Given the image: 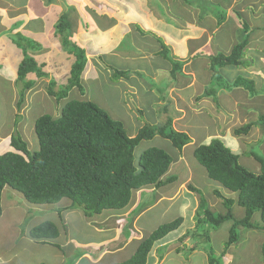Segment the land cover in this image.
Segmentation results:
<instances>
[{"label":"crops","instance_id":"crops-1","mask_svg":"<svg viewBox=\"0 0 264 264\" xmlns=\"http://www.w3.org/2000/svg\"><path fill=\"white\" fill-rule=\"evenodd\" d=\"M61 1H64L63 7ZM72 1L74 0H0V66H3L0 71L5 70L3 77L6 80L16 82L18 67L24 56L21 52L22 58L19 59L17 69L12 74L8 70L12 61L9 58L5 59L9 53L18 54L19 49L17 43L10 38L12 34H6L8 32L14 35L23 34L37 42L39 40L43 44L42 48L45 49V45L47 48L52 46L49 37L52 35L60 46L58 56L63 53L69 54L64 49L62 38L61 41L58 38L56 21L62 14L67 13L74 29H77L79 22L77 23L76 19H80V14H75L73 5L70 4ZM82 2L87 4L85 0ZM130 2L133 3L130 6L134 11L131 16L133 18L128 19L130 23L125 22L124 19L120 20L115 14L112 18L104 14L106 21L103 22L104 25L99 24L97 30L88 32L85 26L83 27L86 34H91L90 37L78 29L74 31L76 35L72 36L71 40L85 47L90 41L93 44L90 50L96 51L95 53H99L101 47H104L106 52H114L113 50L120 46L125 34L137 29L132 27L131 23L140 24L148 30L150 33L148 35L151 36L152 32V36L164 38L171 56L183 62L181 70L175 73H172V63V65H158L155 68L158 78L168 75V72H171L173 78L168 87L170 102H161L157 99L159 103L165 104L164 107L174 109L166 120L171 119L173 127L178 131L186 132L190 138L181 150L173 146L177 156L176 158L172 156L173 162L165 177L174 176L176 180L161 189L147 187L144 190H134L128 206L120 210H105L94 217H87L81 209L73 208L72 200L69 198L42 205H33L24 200L27 204L23 211H19L18 214L12 211L8 215H3L2 212L0 217V264H113L131 257L136 249L135 247L129 250L132 244L137 246L144 235L177 215L184 218L183 223L178 229L155 242L147 264H212L206 256L205 249L203 252L198 251L204 248V242L199 235L183 237L188 230L195 227L194 216L199 206V195L189 190V185L204 193L212 210L222 213L226 212V207L214 190L218 189L226 198L236 199L237 193L211 179L206 168L195 158L193 150L196 146L208 144L212 138L219 137L234 153L240 154L241 145H245L251 135L257 134L256 131L262 133V137L264 134L262 124L255 123L246 134H236L235 130L246 123L257 122V116L264 114V93L252 96L247 89L234 87L224 90L218 88L215 95H207L206 90L212 85L215 72L211 67V56L218 53L230 54L239 42L240 32L246 24L249 28V43L245 58L251 63L241 66L242 72L245 77L254 79L256 85L259 81H264V3L261 5V0H130ZM35 3H38L39 7L41 4L43 6L44 9L40 13L33 8ZM86 4L84 7L90 9V12L83 11L84 16L89 14L88 19L96 18L98 9L88 8ZM223 11L225 19L219 23L218 17ZM47 12L53 14V21H49L50 24L43 25V29L39 30L34 25V21L37 17H44V21L48 20ZM81 24L83 26L84 22ZM114 26H116L115 31ZM84 36L88 39L86 40ZM50 47L46 50L51 51ZM160 51L161 44L160 48L155 50V55H159ZM34 52L30 51L32 54ZM46 57L47 55L44 59ZM52 59L57 65H62L59 58L52 57ZM47 65L48 60L45 67ZM105 66L106 63L96 65L98 68ZM229 66L232 65L219 66L220 73L222 68ZM106 69L109 75H113L109 68ZM141 72L138 71L139 74H142ZM31 75L32 73L28 77L33 78ZM128 75L123 77L124 82L121 80L123 85L120 97L128 101L130 99L128 92L132 91V100L127 103L134 102L136 108H141L138 110L141 112L146 95L153 93L154 88L145 86L141 82L143 80H138L142 78H138L133 72L128 71ZM235 78L234 76L229 81ZM181 110L187 111L184 116H181L183 114ZM163 114H167V111ZM200 115L204 117V125H201V131H198L196 126L192 127L190 124L193 119L196 124ZM174 118L181 124L185 122L182 129L175 126ZM164 123L160 118L150 120V124L157 126ZM197 126L200 128L199 125ZM204 129L207 130L203 131ZM137 133L138 131L130 135L135 136ZM1 137L3 136H0V139ZM188 148L191 150L190 153L185 151ZM256 161L260 166L253 168V172L258 173L261 170V163L257 159ZM13 191L5 190L2 194V205L4 201L10 209L16 204L13 202L15 198ZM144 191L153 198L151 201H145L144 206L137 212L138 206L143 203ZM153 212L156 213L155 217L152 215ZM232 212L236 220L243 218L246 213L245 208L239 206L236 201L232 205ZM73 214L76 216L70 217ZM119 216L118 221L123 222L122 226L114 222L117 220L114 218ZM131 216L132 220L128 222ZM257 217L260 218L258 212L253 215L252 222L259 228L238 226V240L230 244L227 249L218 247L216 251L219 256L216 257L215 262L264 264V223L261 218L256 220ZM152 219L156 222L152 223ZM45 220L57 225L59 235L54 238L31 236V228ZM80 220L86 224L85 228L82 227L83 230L74 225ZM232 225L233 221H231ZM213 230L209 234L210 240ZM89 232L92 234L89 235ZM128 232L131 235L127 237ZM229 236L230 229L226 242ZM160 247L166 249L160 252Z\"/></svg>","mask_w":264,"mask_h":264},{"label":"trees","instance_id":"trees-1","mask_svg":"<svg viewBox=\"0 0 264 264\" xmlns=\"http://www.w3.org/2000/svg\"><path fill=\"white\" fill-rule=\"evenodd\" d=\"M67 18V13L60 16L56 31L62 35L64 48L74 45L76 59L63 87L57 89L53 84L54 80H50L47 85L49 95L61 105L59 115L43 113L35 119L34 130L38 142L36 148L31 149L16 127L22 117L20 113L16 114L14 131L11 133V145L14 149L0 154V217L5 189L18 192L26 202L33 205L53 204L69 198L72 200V207L81 209L87 217H94L105 210L123 209L131 202L134 190H144L147 187L161 189L176 180L174 176L165 177L173 162L172 155L164 148L152 146L144 149L138 157L136 148L140 142L159 134L171 140L181 150L190 141L186 132L172 127L171 119L162 126L145 125L135 136H131L124 121L112 117L107 110L88 97L75 95L74 87L80 94H85L82 74L88 60L85 49L72 42ZM224 19L223 11L218 22L221 23ZM136 28L143 32L140 26ZM248 33L249 28L245 24L240 32L239 42L230 54L218 53L211 56V67L215 72L213 83L206 90L207 95H215L218 88L222 87H243L252 96L264 93L262 80L256 85L254 79L240 74L233 81H227L220 73L221 65L238 67L249 64L250 60L245 58L249 43ZM22 37L27 45L17 42L23 48L24 55L16 79L20 86L16 104L18 111L25 101L26 91L36 83V79L28 77L29 74L35 73L37 78L50 77L43 69V64L30 53L41 49L40 44L29 37ZM159 41L160 54L173 64L172 73L180 71L183 62L171 56L162 38ZM127 74L128 71L116 69L112 77L120 78ZM255 123L264 126V114L260 115L258 122H249L236 129V134L248 133ZM193 154L206 168L211 179L237 193L236 199L226 198L218 189L214 190L226 207V212L222 213L212 210L204 193L189 185V190L199 195V206L194 216L195 227L188 230L183 237L199 235L206 242L204 249L210 263L219 264L218 261L215 262L217 256L210 244L211 230L229 220L233 221L229 240L226 242L227 249L238 240V226L259 228L252 222L255 213H260L264 223V156L252 152L261 163L260 172L255 173L241 164L239 154L234 153L219 137L212 138L208 144L196 146ZM235 201L246 211L245 216L239 220L233 217L232 205ZM143 206L141 203L136 211L139 212ZM183 220L182 216L177 215L174 219L159 224L138 242L131 257L113 264H147L155 242L178 229ZM58 235L57 225L49 220L31 228V236L35 238H54ZM165 249L166 247H160V252Z\"/></svg>","mask_w":264,"mask_h":264},{"label":"rangeland","instance_id":"rangeland-1","mask_svg":"<svg viewBox=\"0 0 264 264\" xmlns=\"http://www.w3.org/2000/svg\"><path fill=\"white\" fill-rule=\"evenodd\" d=\"M85 2H82V0H74L70 2L72 4L75 14H80V19H76V22L78 23L77 29H74V26L72 25V20L68 17V21L71 23L68 29L71 32V38L72 36L74 37V31L80 29L81 32H84V29H87L88 32L97 30V26L99 24L104 25L103 22L106 20V16L104 14L109 15L112 18V15L115 14L118 16L120 20L124 19V21L128 22V19H131L132 16V8H131V3L130 0H117L116 2L112 0H85ZM64 1L60 2V4L63 7ZM264 3V0H261L260 4L262 5ZM84 4L87 5L88 8H94L95 10L98 9V14L97 17L94 19H88V15L84 16L83 11H87L88 13L90 12V9H87L84 7ZM33 5V4H32ZM264 7V5H263ZM262 8H260V11H262ZM34 9H37L36 11H39V13L44 9L42 4L38 5V3H35ZM264 10V9H263ZM58 12V10H57ZM72 11L70 10V13ZM49 18L48 20L44 21V17H37L36 20L34 21V25L39 29H43V25L50 24L49 21H53L52 17L53 14L50 12L46 13ZM42 19V20H40ZM88 19V20H86ZM80 20V21H79ZM115 20V19H114ZM132 21V20H131ZM49 22V23H48ZM58 22V19L57 21ZM81 22L83 24H81ZM130 23V22H128ZM132 24V27H137L140 26L143 30V32L139 31L138 29L131 31L128 34H125V36L122 38L120 42V46L116 47L113 51L114 52H106L104 47L99 48V53H95L96 51H91L92 43L88 41L86 44V47L84 45H81L79 47H82L85 49L86 57H87V65L85 70L83 71L82 74V84L84 86L85 94H80L78 92V89L74 87V94L75 95H80V97H88L89 99L95 101L98 103L102 108L107 110V112L114 118H117L119 120L124 121L126 125V129L129 134L131 133H136V131H139L141 127L144 125H154L150 124V120L152 118H160L163 120V123L167 122V116L171 114L174 109H171L169 107H164L165 104L161 102H170V96L168 94L169 92V85L171 84V80L173 79L171 77V72L167 73L168 75H163L157 77V71L155 70L156 66L158 65H172L170 60H166L162 54L155 55V50L160 48V41L158 36L154 37L148 35V30L142 27L140 24ZM116 26H114V31ZM67 29V30H68ZM66 30V31H67ZM4 32V31H3ZM7 35H11L10 38L13 40V42H23L24 45H27V43L22 40L23 34L19 35H14L12 32L6 33ZM87 37H90L91 34H86ZM52 40V46L51 51L46 50L47 45H45L46 49L42 46V42L38 40V44H40L41 49L38 51L34 52V56L37 58L38 62L43 64V69L48 72V75H50L49 78L42 77V78H37L35 73H32L31 77L34 78L36 81L35 85L26 91L25 95V101L20 109L18 111L17 109V100L19 97V90L20 86L17 84V82H10L9 80H6L3 75L4 71H0V136L1 137V143H0V154L8 151V150H13L14 148L11 145V133L14 131V123L16 119V114L20 113L21 118L19 119L18 122V130H20L21 134L27 140L29 143V147L31 149L36 148L37 146V136L34 130L35 126V119L43 114V113H49L52 114L53 116L59 115L61 105L60 103L58 104L55 100V98L51 95H49L47 91V85L49 84V81L54 80V85L57 89L61 88L64 86L65 83L68 81V76L70 75L71 71V64L73 61L76 59L75 55V47L74 45L72 47L64 48L66 49L69 54L63 53L62 55H59V43L56 38H54L52 35L49 36ZM85 37V36H84ZM59 40L61 41V34L58 35ZM86 38V37H85ZM88 38H86L87 40ZM163 41H165L164 38H162ZM83 41V40H82ZM72 42L77 43L76 41L72 40ZM78 44V43H77ZM92 44V45H91ZM80 45V44H79ZM96 47V46H95ZM19 49L18 54H12L9 53V56L5 60L12 61L11 62V67L8 69L12 74L17 69V65L20 62L21 52L23 53V48L18 46ZM43 50V51H42ZM45 50V51H44ZM73 53H72V52ZM47 55V57L44 59V57ZM53 58H59L61 60V64L64 66H59L55 61H53ZM91 59L89 61V59ZM94 58V59H92ZM48 60V65L45 67L46 61ZM7 62V61H6ZM97 63H106V66L104 68L102 67H96ZM248 63H251V61H248ZM3 66H0L2 69ZM70 68V70H69ZM106 68H109L112 72H114L116 69L123 70V71H130L133 72L135 76L138 78V80H143L141 81L145 86H148L149 88H154V92L151 94H147V98L144 99L143 101V110L138 111L141 108H136L134 102H129L131 101L133 95L132 91L128 92L130 94V99L127 101L123 100V98L120 97L121 94V87L123 85V79L127 76H123L120 78H114L112 77V74H108V70ZM141 70H144L141 72ZM136 71V72H134ZM138 71H140L142 74H139ZM154 72L156 74H154ZM181 73V72H180ZM221 73L223 78L225 80H230L232 77H236L237 75H242V68L241 66H229L227 68H222ZM2 74V75H1ZM179 74V73H178ZM10 75V74H9ZM182 75V74H181ZM234 75V76H233ZM5 76V75H4ZM11 76V75H10ZM32 78V79H33ZM178 78V77H177ZM223 78L220 81L222 85ZM123 82H122V81ZM173 83V81H172ZM224 90V88L222 87ZM123 91V90H122ZM132 95V97H131ZM157 99H160L161 102L159 103ZM186 109V107H185ZM187 110V109H186ZM167 111V114H163L164 112ZM182 115L184 116L187 111L181 110ZM258 113V112H257ZM258 115V114H257ZM263 115V114H260ZM260 115H258L257 119H260ZM186 118V117H185ZM166 120V121H165ZM174 123L175 126L178 129H182L183 126L185 125V122L182 124L177 122V119L174 118ZM204 117L203 115H200L197 118L196 124L194 122V119L192 120V123L190 125L196 126V130L201 131V125H204ZM257 120V122H258ZM164 123V124H165ZM163 124V125H164ZM259 124V123H257ZM256 124V125H257ZM199 125L200 128L197 126ZM260 125V124H259ZM157 126V124H156ZM162 126V125H161ZM173 127V125H172ZM198 127V129H197ZM175 129V128H174ZM207 129H204L203 131H206ZM6 131V133H5ZM252 132V131H251ZM259 131H256L257 134L251 135L247 140V143L242 146V153L239 154L240 158V163L245 165L247 168L253 171V168H256L259 165V163L256 161L254 158V154L256 153L258 155L264 156V134L261 137L262 133H258ZM5 133V135H3ZM161 147L164 148L166 151L171 153V155L176 158L177 153L174 149L173 143L171 141L159 134L154 136L152 139H145L143 142L141 141L138 147L136 148V155L139 157L141 152L148 148V147ZM187 153H190L191 150L188 148L185 150ZM6 190V189H5ZM10 191L11 189H7ZM13 191V190H12ZM15 198L13 199V202H15V207L13 209H10V207L7 206V204L3 201V215H8L9 212H16L18 214L19 211H23L24 207H26V204L22 195L19 194L18 192H15ZM152 196L148 194H144L143 197V203L145 201H151ZM78 210V208H77ZM152 215L155 217L156 213L153 212ZM75 217L76 214L71 215L70 217ZM26 217V216H25ZM117 220L115 224L120 223L119 225L122 226V221L119 222L118 219L119 217H115L114 219ZM132 220V216L130 219L127 221L130 222ZM256 220H260L259 217H257ZM118 222V223H117ZM156 221L152 219V223H155ZM74 225L76 227H80L81 230L85 228V223L80 220V222H75ZM118 226V225H116ZM231 226V221L225 222L224 224L220 225L219 227L215 228L213 230V235L212 239L210 240V244L213 246L216 256L217 255V248L218 247H223L225 249L226 247V239L228 238L229 235V229ZM83 227V228H82ZM83 234V233H82ZM86 234V232H84ZM89 235L92 234L91 232L88 233ZM95 234V233H93ZM131 235L130 232L127 233V237ZM203 240V239H202ZM204 242V247L206 246L205 240ZM136 245L132 244L130 249H134ZM204 248L198 251H204ZM135 251V249H134ZM133 251V252H134ZM132 255V254H131ZM130 255V256H131ZM201 255H199L200 257ZM208 256V253L206 254Z\"/></svg>","mask_w":264,"mask_h":264},{"label":"bare ground","instance_id":"bare-ground-1","mask_svg":"<svg viewBox=\"0 0 264 264\" xmlns=\"http://www.w3.org/2000/svg\"><path fill=\"white\" fill-rule=\"evenodd\" d=\"M34 86V85H33ZM6 132V131H5ZM3 135H5V133H3Z\"/></svg>","mask_w":264,"mask_h":264}]
</instances>
